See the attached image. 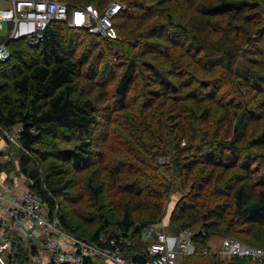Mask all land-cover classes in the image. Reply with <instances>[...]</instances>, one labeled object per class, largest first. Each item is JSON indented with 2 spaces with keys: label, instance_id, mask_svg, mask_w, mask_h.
Wrapping results in <instances>:
<instances>
[{
  "label": "trees",
  "instance_id": "trees-1",
  "mask_svg": "<svg viewBox=\"0 0 264 264\" xmlns=\"http://www.w3.org/2000/svg\"><path fill=\"white\" fill-rule=\"evenodd\" d=\"M64 1L125 8L117 39L55 22L39 46L12 40L0 61V135L28 178L40 170L30 188L51 217L100 248L131 240L124 256L144 262L143 233L162 226L179 187L171 223L195 232L186 264L222 258L213 237L263 249L264 0ZM8 231L5 263L35 264L40 246Z\"/></svg>",
  "mask_w": 264,
  "mask_h": 264
},
{
  "label": "built area",
  "instance_id": "built-area-1",
  "mask_svg": "<svg viewBox=\"0 0 264 264\" xmlns=\"http://www.w3.org/2000/svg\"><path fill=\"white\" fill-rule=\"evenodd\" d=\"M124 8L120 1L99 9L94 4L73 6L64 0H0V36L7 34V38L0 42V61L11 58L8 45L12 40L25 38L29 45L39 46L45 39L47 29L55 22L86 29L95 36L117 39L115 20ZM6 23L9 24L8 28L12 27L10 34L6 31ZM22 131V128H18L10 135L9 141L19 140ZM7 149L8 142L0 148V161ZM0 221L2 264H6L3 253L12 252L7 230L40 246V254L34 258L35 264H84L86 259L97 257L112 264H186V258L195 251V233L192 229L185 228L177 236L165 233L161 225H153L143 233L149 259L135 262L123 254L122 244L128 246L131 240L122 238L120 244L111 240L110 245L114 249H104L76 237L59 226L42 199L29 189L16 196H9L0 189ZM101 240L106 242L104 238ZM205 254L208 253L205 251ZM217 254L225 259L246 258L264 264V249L250 246L234 237H226Z\"/></svg>",
  "mask_w": 264,
  "mask_h": 264
},
{
  "label": "rangeland",
  "instance_id": "rangeland-1",
  "mask_svg": "<svg viewBox=\"0 0 264 264\" xmlns=\"http://www.w3.org/2000/svg\"><path fill=\"white\" fill-rule=\"evenodd\" d=\"M8 26H9V24L6 23V31L10 34L12 32V27L8 28ZM17 129L18 128H14L11 131V134L14 133ZM16 141H18V139H16L15 141H10V142L11 143H15ZM8 145H9V142H8ZM65 146H72V145H65ZM19 154H21V152H19V148L18 147L15 146L12 149H10V147L8 146V149L5 151V153L3 154L4 156L2 157V159L0 161V166L3 164L4 168H6V169H2L1 168L0 172H4L7 175V176L4 175L5 178H6L5 186L8 185V186H11V187H15L16 189H20V192H22V191L27 190V189L31 190L30 187L33 186L34 181L30 177L28 178L27 175H25L20 170V160H19L20 157H19ZM46 165H48V164H46ZM5 186H3V187L0 186V189H3ZM9 189H10V187H9ZM175 191H177V192L173 194V196L171 197V200L169 201V205H168V208H167L166 215H165V217L162 220V226H163V230L165 231V233H167L169 235L180 236V233H181L182 230L179 233L175 234L176 230L174 228H176V227H175L174 224L172 225V223H171L172 213L174 211V208L176 207L177 202L179 201V199L182 196V193H181L182 191H180L179 187H177ZM63 212L68 214V210H66L65 208H63ZM71 219H72L71 220L72 223H76V224H79L81 226V230L82 231L88 229V226H85L84 224L80 223V221L77 218L73 217ZM5 236H8V235H5ZM224 239L225 238H222V237H213L212 239L209 240V244H210V246L212 248V252L218 251L221 248ZM41 240H39L40 244H42ZM0 244H1V240H0ZM258 245L263 247V249H264V241L259 243ZM207 248L208 247H206L204 249H207ZM202 250H203V248H202ZM204 251L209 252V250H204ZM6 253L9 254V252H6ZM193 257L194 256L191 257L192 261L197 259L196 255H195L194 258ZM180 259L182 260V258H180ZM186 259H188V258H186ZM224 260H226V259H223V258H220V257H213L212 259L208 258V259H204L202 261H197V262L199 264H216V263L217 264H222V262H224ZM107 264H112V263H107ZM237 264H245V261H238ZM248 264H259V262L252 259L251 261H249Z\"/></svg>",
  "mask_w": 264,
  "mask_h": 264
},
{
  "label": "crops",
  "instance_id": "crops-1",
  "mask_svg": "<svg viewBox=\"0 0 264 264\" xmlns=\"http://www.w3.org/2000/svg\"><path fill=\"white\" fill-rule=\"evenodd\" d=\"M5 144H6L5 139L0 135V148L3 147V145ZM4 175H6L4 172H0V186L2 187L5 186V181H6V178ZM9 187L11 190L9 189ZM3 189L7 192L9 196H16L20 194V189H16L15 187H11L7 185Z\"/></svg>",
  "mask_w": 264,
  "mask_h": 264
},
{
  "label": "water",
  "instance_id": "water-1",
  "mask_svg": "<svg viewBox=\"0 0 264 264\" xmlns=\"http://www.w3.org/2000/svg\"><path fill=\"white\" fill-rule=\"evenodd\" d=\"M30 178L34 181L37 187L41 186V176H40V170L38 168H34L29 173Z\"/></svg>",
  "mask_w": 264,
  "mask_h": 264
}]
</instances>
